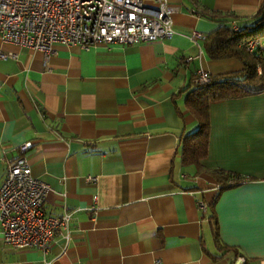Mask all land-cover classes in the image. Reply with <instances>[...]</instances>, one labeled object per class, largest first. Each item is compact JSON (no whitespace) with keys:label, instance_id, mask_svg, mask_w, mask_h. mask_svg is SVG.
<instances>
[{"label":"crops","instance_id":"1","mask_svg":"<svg viewBox=\"0 0 264 264\" xmlns=\"http://www.w3.org/2000/svg\"><path fill=\"white\" fill-rule=\"evenodd\" d=\"M167 1L174 33L154 43L56 46L45 57L0 34V52L14 55L0 59V187L24 155L49 186L45 214H70L47 254L0 235V264H230L235 253L264 264V92L209 104L206 171L184 167L180 145L197 128L183 92L195 73L243 69L210 59L190 34L252 26L264 0ZM214 170L241 183L220 191Z\"/></svg>","mask_w":264,"mask_h":264},{"label":"built area","instance_id":"2","mask_svg":"<svg viewBox=\"0 0 264 264\" xmlns=\"http://www.w3.org/2000/svg\"><path fill=\"white\" fill-rule=\"evenodd\" d=\"M174 12L167 0H0V34L7 43L48 57L56 52V46L87 50L96 45L168 40L174 33ZM190 39L204 41L205 36L192 32ZM260 45L259 40L250 39L243 46L251 54ZM13 57L0 52V59ZM263 71L264 61L256 68L258 75ZM210 79L209 73L198 70L193 83L201 86ZM29 148L26 143L19 151L24 154ZM48 192L49 186L31 175L24 155L8 162L0 187V235L6 245L47 254L54 236L58 232L66 235L70 214L47 216ZM199 208L206 205L200 202ZM230 264H246V260L237 256Z\"/></svg>","mask_w":264,"mask_h":264},{"label":"trees","instance_id":"3","mask_svg":"<svg viewBox=\"0 0 264 264\" xmlns=\"http://www.w3.org/2000/svg\"><path fill=\"white\" fill-rule=\"evenodd\" d=\"M250 39L264 41V2L255 15L252 26L233 29L232 26L224 23L204 39L203 47L210 59H236L242 64V71L211 76L210 81L201 86L193 83V76L191 86L183 91L186 92L185 107L196 119L197 128L181 139V163L184 167L194 166L197 173L206 171L200 162L206 158L208 152L209 104L219 100L241 98L264 92V71L261 75L256 72L257 66L264 61V48L260 45L254 53L245 52L243 45ZM208 172L221 185L220 191L241 183V178L235 174L222 170ZM209 220L214 240L219 244L214 215H211ZM237 256L239 254L235 253L234 258Z\"/></svg>","mask_w":264,"mask_h":264},{"label":"rangeland","instance_id":"4","mask_svg":"<svg viewBox=\"0 0 264 264\" xmlns=\"http://www.w3.org/2000/svg\"><path fill=\"white\" fill-rule=\"evenodd\" d=\"M264 42V41H263Z\"/></svg>","mask_w":264,"mask_h":264}]
</instances>
